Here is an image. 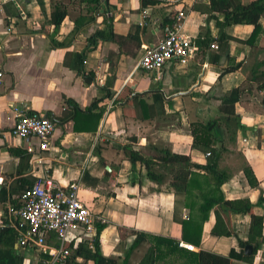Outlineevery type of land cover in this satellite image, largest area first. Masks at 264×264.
I'll use <instances>...</instances> for the list:
<instances>
[{"label": "crops", "instance_id": "1", "mask_svg": "<svg viewBox=\"0 0 264 264\" xmlns=\"http://www.w3.org/2000/svg\"><path fill=\"white\" fill-rule=\"evenodd\" d=\"M100 1L95 21L72 38V17L76 14L72 10L56 32L52 25L46 32L41 25L51 16L50 0H0V254L10 248L20 258V264L51 263L47 252L23 247L18 238L11 243L4 236L8 227L14 229L9 210L22 204L23 183L19 180L24 179L50 178L62 188L77 183L80 201L96 220L106 223L99 234L104 256H124L134 240L132 231L181 242V224L173 218L175 196L168 187L171 176L154 167L155 172L163 173L158 185L148 178L142 163L120 159L119 153L103 148L101 158L97 146L105 140L127 143L123 105L140 96L151 105L154 96L159 95L165 113L156 116L152 125L135 132L140 135L141 146L168 147L174 153L190 156L193 163L204 164L206 152L191 146L187 112H196L203 119L219 117L220 98L230 89L246 85L250 66L264 58V51L257 45L249 47L232 40L217 62L212 60L217 49L209 48L205 54L197 53L185 66L171 61L158 72L143 71L137 64L144 46L157 43L166 22L181 10L185 14L183 34L196 41L209 30L213 38L218 37L214 22L193 7L204 9L208 0H163L149 6L147 20H143L141 0ZM260 22L264 30V19ZM109 25L123 37L120 41L95 36L96 31H105ZM135 26L140 28L134 30ZM252 30V25L241 24L228 26L224 32L245 40ZM128 34L130 37L124 38ZM230 58L235 63L243 62L242 68L221 73ZM83 71L93 74V81L87 83ZM262 96L255 90L246 92L235 103V114L245 128L222 127L224 149L218 169L230 175L220 186L222 199H247L254 204V213L264 216ZM94 100L97 104L86 112ZM186 108L190 110L186 112ZM16 110L42 114L54 121L48 150L39 152L37 139L24 140L11 133ZM28 142L35 149L33 153L27 151ZM38 153L42 162L38 161ZM213 225L211 211L202 225L196 250L228 255L231 249L239 252V242L247 240L250 217L231 213L232 236L213 235ZM50 235L46 240L48 248L55 244ZM141 253L142 248L137 249L131 260L136 262ZM76 260L84 262L80 257ZM252 264H264V243Z\"/></svg>", "mask_w": 264, "mask_h": 264}, {"label": "trees", "instance_id": "2", "mask_svg": "<svg viewBox=\"0 0 264 264\" xmlns=\"http://www.w3.org/2000/svg\"><path fill=\"white\" fill-rule=\"evenodd\" d=\"M161 1L163 0H141L143 7L155 5ZM50 5L51 16L44 21L41 28L49 32V27L52 25L54 27L53 32H56L64 18L70 16V9L76 13L72 17L74 28L71 37L74 38L83 28L95 21L102 3L100 0H50ZM193 7L205 13L207 20H212L218 29L217 38H213L207 30L203 37L196 39L195 44L198 48V54L207 53L211 45L216 44L218 49L213 54L212 60L217 62L219 56L225 53L229 42L232 40L249 47L257 45L258 48L264 51V35L260 42L261 35L264 33L260 22L261 19H264V0H208V4L204 9H200L195 5ZM176 15L177 13L166 23H172ZM241 24L253 26L251 34L245 40L234 39V37L224 32V29L228 26ZM134 28V30H137L140 27L135 26ZM95 36L112 41H120L123 38L116 35L110 25L105 31H96ZM129 37L128 34L124 38ZM229 60V64L223 68L221 73H230L242 68L243 62L235 63L233 58ZM82 75L87 83L94 79L91 73L83 71ZM246 81V85L234 87L220 98V105L218 106L220 116L217 118L203 119L196 112V114L187 112L190 109L186 108L192 136L191 146L194 149L206 152V162L204 164L193 163L190 156L174 153L168 147H159L152 144L141 146L139 142L140 135L135 132L137 130L141 131L145 125H152L156 116L165 113L159 95L154 96L151 105L147 104L142 96L136 98L135 102L129 101L123 105L127 143L118 144L105 140L97 146L100 157V149L103 148L119 153L120 159H128L132 163H142L147 170L148 178L158 185L162 183L163 173L155 172L154 167H158L171 176L168 187L172 189L175 196L173 218L175 222L181 224V242L191 246V248L181 245L178 239L143 231H132L134 240L124 256H104L100 251L99 234L106 223L101 219H97L95 220L96 231L92 238L64 245V248L69 250V255L63 259L61 264H232L233 261L252 264L261 244L264 243V216L256 215L253 211L254 204L247 199L227 201L222 199L220 186L229 179L230 175L218 169L220 153L224 149L222 132L224 130L222 127L245 128L235 114V103L240 101L243 93L250 94L255 90L263 93L261 104L264 111V58L260 61L257 60L250 66ZM68 104L75 109L76 106L70 101H68ZM96 104L97 100H94L85 111L89 112ZM139 109L141 115L138 114ZM194 109L196 111V105H194ZM95 118L97 119L98 115ZM4 179L7 180L8 177ZM35 180H19L23 183V191L26 187L32 185ZM19 205L18 203L15 207ZM211 211L214 215V225L211 233L218 237L234 234L231 226L232 212L247 214L250 217L248 238L246 241L239 242V252L231 249L228 255H221L202 249L196 250V247L200 246L202 225L209 218ZM4 236L8 237L11 243H14L18 235L13 228L8 227ZM247 246H250V252L245 251ZM139 248H142V253L139 255L138 260L133 262L131 257ZM77 257L84 259V262H77ZM0 261L1 264L21 263L20 258L12 254L10 248L4 252V255L0 254Z\"/></svg>", "mask_w": 264, "mask_h": 264}, {"label": "built area", "instance_id": "3", "mask_svg": "<svg viewBox=\"0 0 264 264\" xmlns=\"http://www.w3.org/2000/svg\"><path fill=\"white\" fill-rule=\"evenodd\" d=\"M149 14V6L144 7L143 20H147ZM184 18L183 10L179 11L174 21L163 27V37L155 44L144 46L137 64L139 69L158 72L171 61L185 66L196 56L198 48L195 41L181 31ZM211 48L218 49V46L212 44ZM2 76L0 70V82ZM113 103L110 102L109 107ZM54 127V121L45 115L16 110L11 133L24 140L37 139L38 151L43 152L49 149ZM27 151H35L29 142ZM38 161L42 162V156H38ZM21 199V205L9 210L18 243L47 252L51 257L50 264L63 262L69 255V250L64 248L66 243H78L82 238H92L95 234L96 218L80 201L77 183L62 188L50 178H38L25 188ZM50 234L56 242L52 248L46 245Z\"/></svg>", "mask_w": 264, "mask_h": 264}, {"label": "water", "instance_id": "4", "mask_svg": "<svg viewBox=\"0 0 264 264\" xmlns=\"http://www.w3.org/2000/svg\"><path fill=\"white\" fill-rule=\"evenodd\" d=\"M106 168L109 169L108 166H107ZM0 187H1V186H0ZM245 251H246V252H250V246H247Z\"/></svg>", "mask_w": 264, "mask_h": 264}]
</instances>
